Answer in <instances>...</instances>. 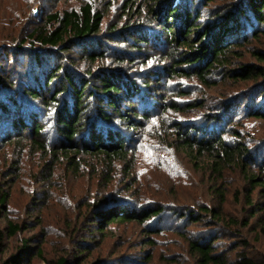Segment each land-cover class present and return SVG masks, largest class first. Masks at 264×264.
Instances as JSON below:
<instances>
[{
    "label": "rangeland",
    "instance_id": "obj_1",
    "mask_svg": "<svg viewBox=\"0 0 264 264\" xmlns=\"http://www.w3.org/2000/svg\"><path fill=\"white\" fill-rule=\"evenodd\" d=\"M190 1L171 0L179 9ZM207 1H195L202 10L196 23L222 21L232 12L241 16L249 4ZM86 4L103 14L93 38L96 43L89 44L97 54L102 50L103 58L93 61L87 54L93 50L76 41L52 48L35 38V29L57 28L53 15L80 12ZM159 4V0H0V193L7 194L4 204L0 202V228L5 229L8 221L21 226L13 236L6 232L0 264L18 254L22 264H49L74 254L84 234L97 227L92 220L102 206L162 210L145 222L113 221L104 226L103 234L96 229L99 245L84 264L98 259L102 264H204L194 241L211 243L214 255L227 263L245 256L264 264V118L251 114L264 107V77L244 79L230 73L245 65L264 67L257 56L264 54V23L252 24L251 29L244 25L248 21L235 30L233 25L230 36L235 43L228 59L204 80L193 64L185 62L203 40H194L197 34L192 31V47L169 43L163 15L152 11ZM176 33L180 35L179 30ZM40 57L44 61L39 62ZM60 65L73 72L75 82L91 80L92 88H97L102 69L114 71L122 86L136 83L138 92L131 100L140 111L134 118L139 127L128 132L129 124L118 117L109 121L97 117V98L89 93L83 98L86 125L78 140L87 138L91 126L122 130L129 144L126 159L109 163L99 154H81L75 168L68 152L59 150L55 122L63 98L50 106V92H45L44 100L28 91L43 84L46 72ZM64 68L59 70L61 77ZM17 119L29 128L34 122L44 126L38 139L43 146L34 142L30 129L23 135L13 128ZM194 126L199 130L191 131ZM179 132L207 140L219 136L231 146L246 148L245 160L216 161L196 147L186 149ZM212 209L219 211V218ZM25 239H30V250L22 254Z\"/></svg>",
    "mask_w": 264,
    "mask_h": 264
},
{
    "label": "trees",
    "instance_id": "obj_2",
    "mask_svg": "<svg viewBox=\"0 0 264 264\" xmlns=\"http://www.w3.org/2000/svg\"><path fill=\"white\" fill-rule=\"evenodd\" d=\"M195 1L200 3L205 0H191L190 4L184 6V9H179V7H177L178 5H174L171 0H159L161 4H159L157 9H153L152 11L163 15V30L167 35L170 34V39H168L167 36L165 37L169 43L174 44L179 42L180 45H189L192 47V44H189V40H191L190 33L192 31L194 34H197L194 40L197 38L203 40V43L198 45V48L194 52L185 56V62L193 64V71L196 72V75L206 80L207 73L214 71L221 62L224 63L228 59L230 50L233 47L232 44L235 43L231 41L233 38L230 36L233 32V25H235V30L242 22L248 21L244 25H247L251 29L250 25L252 26V24L254 25L257 22L260 24L264 23V0H249V4L242 8L241 16L235 17L232 12L222 21L216 20L215 22V20L210 19L207 21V24L201 22L196 23L202 17V10L198 6L195 7ZM211 1L212 0H209L206 3L208 4ZM248 7L250 10L247 13ZM184 15L185 19L183 20L182 18ZM250 15L252 18L249 17ZM52 19H55L59 23L56 29L51 32L35 29L33 32L36 34L35 38L39 40L41 45L53 48L76 41L80 45L89 46L91 50H93L87 53L93 61L104 57L102 50L97 54L96 50H94L95 48L90 46L96 43L93 38L98 35L101 29L103 20L102 12L95 11L90 4H86L81 8L80 12L67 11L61 16L60 13H56L52 16ZM181 20H183L182 27H176L174 30V25H177ZM244 25H241L243 29ZM178 30L180 35L176 33ZM258 35L259 33H254V37ZM139 39L145 40L143 38ZM97 43L100 45L99 42ZM139 43H141V41H139ZM257 56L259 60H264V54H257ZM40 59L39 62L44 61L42 57H40ZM63 68L64 66L60 65L56 70H53V68L49 69L43 78V84L32 87L30 91H28V89L26 90L33 98L41 97L44 100L47 99V97H45V92H50L49 97L51 100L48 102L50 106L55 105L60 98H63L61 108L58 110L56 109L55 135L58 139L59 150L63 153L68 152V158L71 160L70 163H72L75 168L79 166L77 159H79L78 157L81 154H99L105 156L109 163L113 160L126 159L129 155V144L127 135H125L122 130L112 127H104L106 130H103L98 129L97 126H91L90 128L88 127L87 138L81 141L78 140L79 137H81L84 125H86L83 113L86 108L83 98L87 93L90 94L89 97L93 99L97 98V117L105 121L118 117L120 120L129 124L126 129L128 132L130 129L139 127V122L134 118L140 115V111L134 106V102L131 100V96L138 92L136 83H127L122 86L114 71L108 70L109 73H106L107 71L102 69V72L98 74L100 81L99 84H97V88H92L91 80L87 81L81 79L79 82H75L73 72L68 68H64V73L61 77L59 70ZM230 73L244 79L259 78L261 76L264 77V67L256 66L249 68L245 65L239 70L235 69L230 71ZM169 75H173V73ZM59 77L60 80L55 83V80ZM1 79L0 77V80ZM52 82L55 84L54 89L47 90ZM131 88H134V91H131ZM43 90L45 91L43 92ZM61 94H63L62 96L64 97H58ZM122 102H128L127 109H123ZM1 106L4 110L8 108L4 103ZM251 114L264 118V107L253 109ZM146 117H144V119H146ZM12 126L16 131L22 132L23 135L30 129V132L35 138L34 142L43 146V143L38 140L44 129L42 124L34 122V125L29 128L21 119H17ZM194 130H199L198 126H194V128L191 129V131ZM10 132L12 133V131ZM183 134V132H179L186 149L192 150V148L196 147L200 151L211 153L216 161L231 162L236 158H241L243 161L245 160L243 154H245L246 148L231 146L223 139L219 138V136H211L214 140H207L204 136L199 138L196 135L197 133L192 135L188 132L187 135L182 136ZM71 152H74L73 155L75 156H71ZM250 155L251 154L248 153L247 156ZM6 200L7 194L0 193V202L2 205ZM206 209L208 208L206 207ZM161 210L162 208L160 206H144L139 210L130 209L125 206H111L108 209L103 206L99 207L96 209L97 215L94 216V220H92L94 222L92 225L97 224V227H92L88 234H84L83 238L78 242V245H76L74 254L69 252L67 255L60 256L56 261L51 260L48 261V263L84 264L87 257H89L92 251L99 245L94 232L96 229L98 230L97 233L103 234L105 231L104 226L113 221L138 220L139 222H145L161 213ZM210 212L213 213L214 217L219 218L220 213L218 210L212 209ZM193 220L197 222L199 218ZM20 229L21 226L12 221H8L5 229L0 228V250L4 245L6 232L8 235L13 236ZM29 241L30 239L24 240L22 254H27L29 252ZM192 246L197 249L204 264H258L245 256H241L240 259L234 263H227L223 260L221 255H214V247L211 243L202 244L199 241H194ZM10 261H8L9 263L5 262V264H22V255L18 254L13 256ZM104 261L106 262L107 260ZM88 264H102V259Z\"/></svg>",
    "mask_w": 264,
    "mask_h": 264
}]
</instances>
